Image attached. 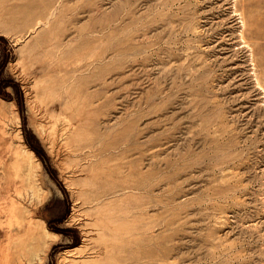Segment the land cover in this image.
<instances>
[{"label": "rangeland", "instance_id": "1", "mask_svg": "<svg viewBox=\"0 0 264 264\" xmlns=\"http://www.w3.org/2000/svg\"><path fill=\"white\" fill-rule=\"evenodd\" d=\"M11 248L264 264V0H0Z\"/></svg>", "mask_w": 264, "mask_h": 264}, {"label": "bare ground", "instance_id": "2", "mask_svg": "<svg viewBox=\"0 0 264 264\" xmlns=\"http://www.w3.org/2000/svg\"><path fill=\"white\" fill-rule=\"evenodd\" d=\"M15 209H16V206H13V207H12V210H11V213H12L11 215H12V216H15V215H16V210H15ZM12 249H13V250H12ZM20 249H22V248H19V250H20ZM19 250H18V251H19ZM8 251H9V250H8ZM22 251H23V250H22ZM14 252H15V251H14V248H11V250H10L9 252H2V256H1V258H0V262H1L0 264H11V263L13 264V262H14V261H13V260H14V255H13ZM20 253L22 254V252H20ZM20 253H19V255H20ZM16 255H17V254H16ZM20 256H21V255H20ZM17 257H18V256H17ZM23 257H24V256H23ZM5 259H6V260H5ZM17 259H19V258H17ZM24 259H25V258H24ZM24 259H22V257H21V259H20V264H21V263L23 264L22 261H23ZM21 260H22V261H21ZM18 261H19V260H18ZM15 262H17V261H15Z\"/></svg>", "mask_w": 264, "mask_h": 264}]
</instances>
